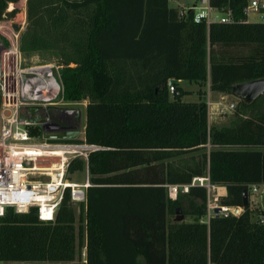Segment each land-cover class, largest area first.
Masks as SVG:
<instances>
[{"label": "trees", "instance_id": "1", "mask_svg": "<svg viewBox=\"0 0 264 264\" xmlns=\"http://www.w3.org/2000/svg\"><path fill=\"white\" fill-rule=\"evenodd\" d=\"M19 1L0 0V19ZM209 1L233 20L195 22L193 8L181 16L169 0H26L20 48L57 57L64 97L87 101L85 139L100 149L68 166L70 176L90 172L80 224L69 191L54 221L7 207L0 264H264V212L253 220L251 199L243 206L244 189L264 184V94L240 100L231 125L215 128L206 100L183 101L178 82L169 90L170 79H210L211 90L232 93L264 78V23L248 20L247 0ZM195 177L226 187L220 205L242 212L202 220L200 185L169 197L168 184ZM177 208L194 220H174Z\"/></svg>", "mask_w": 264, "mask_h": 264}, {"label": "built area", "instance_id": "2", "mask_svg": "<svg viewBox=\"0 0 264 264\" xmlns=\"http://www.w3.org/2000/svg\"><path fill=\"white\" fill-rule=\"evenodd\" d=\"M195 5L194 20L201 22H231V11L222 16L214 15L209 0H200ZM0 19V216L7 207L18 213L37 209L41 221H54L65 192L69 191L73 203L87 200V189L91 185L87 167L86 179L76 182L70 179L68 166L75 158L86 161L91 152L100 149L85 139V124L81 103L69 102L64 97L61 78L63 65L59 62L30 63L20 48L21 32L27 24V13L22 26L13 28L3 24L4 19L14 18L7 12ZM183 8L180 15L187 13ZM259 16L264 23V0H247L245 13ZM171 93L175 86L169 84ZM209 116L212 102L208 101ZM227 112L234 110L235 103L225 104ZM80 128L75 138H65V132ZM42 157H56L49 165L37 162ZM200 185L208 191V218L221 207L224 215L240 214L242 207L220 205V188L210 182L209 177H195L191 184H168L169 195L177 199L180 191H189L190 186ZM260 184L252 185L249 191L258 192ZM211 192H217L213 196ZM237 209L240 212H237Z\"/></svg>", "mask_w": 264, "mask_h": 264}, {"label": "rangeland", "instance_id": "3", "mask_svg": "<svg viewBox=\"0 0 264 264\" xmlns=\"http://www.w3.org/2000/svg\"><path fill=\"white\" fill-rule=\"evenodd\" d=\"M170 4L172 6L178 8L179 10H181L182 7L185 9L188 8L189 6L192 7L194 4L200 5L199 0H171ZM12 7H13V9L18 8L19 12L12 19H10L11 17H9L8 19H4L3 24L12 26L11 24L13 23V28H17V26L18 27L22 26V23L24 22V20L26 18V0H20L19 2L13 4ZM214 13H215V15L217 14L218 16H222V13H220L218 11H215ZM250 19H251V21H258L259 16L256 13L251 12ZM26 25H25V27H26ZM26 59L30 63H44V62H55V61L59 62L57 57L51 53L33 54L31 56H26ZM177 86L184 90V94L182 96L183 101L199 102L202 100H206L208 102L209 98H207V97H209V96H210L211 100H214L215 104L212 105L213 109H212V115H211L212 119L211 120H216L217 117H219L218 119H219V121L221 119L222 123L219 124L217 121L216 125H213L212 124L213 121H212V123H210V126H212V127L217 128L218 126H221V124L224 123V120L229 121V119H231L234 115H236V109H234V110L229 109L227 112L223 111V109L226 108L225 104L231 103L230 102L231 97L229 95L225 94L222 96V98L225 97V98H223L224 99L223 100L219 96L220 93L214 92L210 89L209 79L207 81L201 82L200 84L196 83V82L189 81V80H182L177 84ZM171 95L173 97L174 94L171 93ZM261 99L263 100L264 96H262ZM237 100H239V99H237ZM233 102L236 103V106H237L238 101L237 102L233 101ZM86 105H87V101H83V102H81V105H79L82 109V112H83V118H82L83 124H85V121H86V110H85ZM260 107H261L260 109L264 108V100L261 102ZM229 111H232V112L229 113ZM235 119H236V117H235ZM235 119H233V121ZM53 160H56V157H42L41 159L38 160L37 163L41 166H45V165H49ZM85 173H86L85 170L77 171V172L71 174L70 179L72 181H76V182H83L84 177H85ZM181 193H184V192L180 191L179 194H181ZM216 193L217 192H211V195L213 196ZM250 199H251V205L253 206V208H256V211L253 214V220H257L258 218H260V215H262V211L264 210V186L260 187L258 192H252L250 195ZM74 206L77 210V218H78L77 224L79 225L80 224V222H79L80 204L74 203ZM175 216H173L172 218L175 219ZM187 217H188V219H192V220L195 218L192 215H188V216H186V218ZM84 255H85V251L83 252V256ZM24 263H19V262L14 263L13 262L12 264H24ZM77 263L78 262H76L75 264H77Z\"/></svg>", "mask_w": 264, "mask_h": 264}, {"label": "water", "instance_id": "4", "mask_svg": "<svg viewBox=\"0 0 264 264\" xmlns=\"http://www.w3.org/2000/svg\"><path fill=\"white\" fill-rule=\"evenodd\" d=\"M177 79H170L169 84L173 85L174 83H177ZM234 96H236L239 100H243L245 102H251L257 97L264 94V78L251 80L248 82L239 83L236 86H234L232 93ZM80 128H77L74 131L65 132L64 137L65 138H75L80 134ZM250 191L249 188L244 189L243 194V206H247L250 203ZM221 207H217L215 209V213L218 215L221 211ZM237 212H240L239 209H237ZM176 221H183L185 220V215L182 213L181 208L176 209Z\"/></svg>", "mask_w": 264, "mask_h": 264}, {"label": "crops", "instance_id": "5", "mask_svg": "<svg viewBox=\"0 0 264 264\" xmlns=\"http://www.w3.org/2000/svg\"><path fill=\"white\" fill-rule=\"evenodd\" d=\"M200 1V0H199ZM170 2H171V0H169V4H170ZM195 5H197V4H194L193 6H195ZM170 6L171 7H174V6H172L171 4H170ZM192 6V7H193ZM191 6H189L188 8H190ZM176 8V7H175ZM178 9V8H177ZM182 9H183V7H182ZM181 9V10H182ZM215 11H218V12H220V13H223L224 11H222V10H219V9H217V8H214L213 10H212V13L215 15ZM217 15V14H216ZM249 21H251V19H250V16H249ZM180 81H182V80H178V83L180 82ZM211 86V82H210V79H209V87ZM210 89H211V87H210ZM213 91V90H212ZM214 92H218V93H220V97L222 98V96L223 95H229L230 97H231V99H230V102L231 103H234L233 101H235V102H239V100H237L238 98L236 97V96H234L233 94H231V93H223V92H219V91H214ZM209 95V94H208ZM207 98H209L208 99V101H211L212 102V104H211V106L212 105H214L215 103H214V100H211V98H210V96L209 97H207ZM223 98H225V97H223ZM222 98V99H223ZM224 100V99H223ZM236 104V103H235ZM232 111H229V113H231ZM235 117H236V115H234L231 119H229V121L228 120H224V123L223 124H221V126H218L217 128H221V127H224V126H230L231 125V122L233 121V119H235ZM219 117H217V119L216 120H211L212 119V116L210 115L209 116V124L210 123H212V121H213V125H216V122L218 121V123L220 124V123H222L221 122V119H220V121H219V119H218ZM227 121V122H226ZM85 179H86V173H85V177H84V180L83 181H85ZM91 182V181H90ZM262 186H264V184H260V187H262ZM221 189H224V191H225V194L224 195H226L227 194V189H226V187H224V186H222L221 187ZM221 196H223V194L221 195ZM169 197H170V195H169ZM171 198V197H170ZM172 199V198H171ZM263 212H264V210H263ZM186 216H188V215H186ZM186 216H185V221H193L192 219H188V217L186 218ZM174 219V218H173ZM208 220V217L206 218H203L202 220ZM263 219H264V215H263ZM175 220V219H174ZM84 251H85V249H84ZM83 258H85V255L83 256ZM138 261L140 262V263H144V261H145V259L142 257V256H140L139 257V259H138ZM76 262H78L79 263V260H75V261H72V262H70L71 264H75ZM60 264H62V263H60Z\"/></svg>", "mask_w": 264, "mask_h": 264}, {"label": "bare ground", "instance_id": "6", "mask_svg": "<svg viewBox=\"0 0 264 264\" xmlns=\"http://www.w3.org/2000/svg\"><path fill=\"white\" fill-rule=\"evenodd\" d=\"M220 194H223V195L225 194L224 189H221V188H220Z\"/></svg>", "mask_w": 264, "mask_h": 264}]
</instances>
